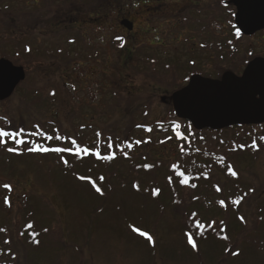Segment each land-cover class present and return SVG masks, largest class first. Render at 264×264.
<instances>
[{
	"label": "rangeland",
	"instance_id": "1",
	"mask_svg": "<svg viewBox=\"0 0 264 264\" xmlns=\"http://www.w3.org/2000/svg\"><path fill=\"white\" fill-rule=\"evenodd\" d=\"M28 1L29 6L18 10L16 15L19 22L17 26L22 27L16 31L21 29L29 33L28 37L22 36L21 43L23 46L31 45L29 40L34 37L30 33L37 27L39 31H46L41 32L38 43L58 57V69L62 66L60 58L65 60V55L59 51L60 43L65 38L63 30L70 24L67 16L75 8L66 5L65 0L43 1L45 3L33 0L35 8H31L32 0ZM79 1L89 6L88 3L93 4L96 0ZM183 4L185 8V2ZM15 5L23 7L25 3L20 0ZM180 5L181 2H168L164 9L169 14L182 7ZM5 13L4 7L0 11V59L11 55L13 48L10 26L6 22L9 18ZM167 14L160 17L161 38L165 48L152 50L155 62L151 61L150 69L139 63L140 57L133 63L135 66L131 71L125 70L120 60L117 72L109 71V74L112 73L111 78L108 76L107 79L103 75L105 70L92 72V76L97 73L96 81L90 82L88 89L86 85L85 91L70 94V98L62 103L44 101L43 96L42 100L39 98V105L32 102L30 88L36 84L39 89L48 85L62 87H57L62 99H65L63 93L66 91L58 83L53 70H44V73L39 71L38 77H35L34 65L29 60L31 54L23 52L26 82L18 93L0 103V127L9 131L19 128L30 131L38 126L46 135L56 130L67 143L50 147L67 148L71 146V140H75L79 146L91 151L99 150L102 155L109 154V151L115 152V159L103 161L92 155L76 157L67 152L29 156L31 152L27 150L28 145L18 147H24L19 150L20 154L1 149L0 191L5 189L6 197L10 200H23L29 210L15 209L9 212L0 208V228L8 221L1 234L2 241L0 239V263L264 264V148L258 146L245 155L234 156L227 153L229 146L216 144L218 138L231 142L232 138H236L231 134L219 137L207 133L202 137L194 136L193 143L189 140L182 143L176 141L174 134L159 133L157 130L160 121L172 117L173 108L168 94L185 86L191 73L187 66L191 61L198 60L197 54L186 52L191 37L186 32L191 31L190 26L188 28L183 23L178 25L177 16L173 18ZM144 15L148 16L147 13ZM22 24L30 26L31 31H24ZM219 27V24H215V35ZM80 30L75 27L70 31L78 33ZM4 38L11 40L4 45ZM217 50L215 48L214 52ZM199 56L206 59L202 58L197 64L216 76L222 54L207 55L198 51ZM77 58L72 55L70 60ZM213 62L216 67L214 71L208 67ZM47 71L50 75H47ZM128 74L132 78L127 83L122 82L116 92H112L113 86L107 87L125 81ZM164 96L168 97L167 104L162 102ZM46 108L48 112H54V118L44 117ZM148 127H151L150 132L145 130ZM137 140L141 143L136 144ZM201 141L207 142L202 144ZM108 143L113 145L111 150L107 148ZM129 143L133 144L137 155L126 148ZM122 148L128 158L121 153ZM146 155H158L164 161V167H159L157 171L156 180L160 179L157 181L159 183H149L156 169L148 172L147 168L142 167L147 161ZM64 160L68 161L67 165ZM74 160L80 161L76 163ZM220 164L232 166L238 173V183L247 187L249 195L239 209L230 208L229 201L225 202L224 214L215 217L216 201L226 197L224 186H229L230 177L233 178L227 168L219 170ZM174 165L186 175L190 174L188 185L179 184L181 189L173 199L174 207L168 206L169 199L164 202L155 200L149 204L147 198L154 194L153 191H134V182L142 185L141 190L149 184H152L153 190L163 188L159 184L167 177L168 168ZM81 176L95 180L103 194L97 193L87 180L79 179ZM100 177H104L103 181ZM208 180H216L222 191L215 195L213 190L201 192L191 186ZM5 184L11 186V191L3 187ZM200 192L203 201L202 207L198 208L195 198ZM235 192L238 193V190H230V196H235ZM37 203H40V210H30L32 206L38 208ZM32 211L31 219L25 221V215ZM241 216L245 222H241ZM197 221L204 224L205 228L197 229ZM28 225L33 227L29 229ZM134 227L151 235L153 242L134 232ZM189 232L197 243L196 249L187 243L186 233ZM224 236L228 239H223Z\"/></svg>",
	"mask_w": 264,
	"mask_h": 264
},
{
	"label": "flooded vegetation",
	"instance_id": "2",
	"mask_svg": "<svg viewBox=\"0 0 264 264\" xmlns=\"http://www.w3.org/2000/svg\"><path fill=\"white\" fill-rule=\"evenodd\" d=\"M229 1L127 0V2H120L118 0H96L93 4H90L92 2L88 3L89 6L84 1H79L80 7L73 9L67 16L68 22L70 21V24L67 25V28L70 26L68 28L69 31L67 28L63 30L64 40H66L61 41L59 49L60 54L63 53L65 55L63 56L65 60L60 58L62 60L60 65L63 67L59 66L56 69V64L59 62L56 59L58 57L52 51L43 49L38 43V37L41 32H46L39 31L37 29L39 27L30 33L34 37L33 40H29L31 45L25 46L21 43L22 36L28 37L29 34L21 31V29L16 31L21 28L20 26L17 27L16 32H8L11 39H13V48L11 55L6 57L7 59L1 58L0 60L9 61L17 68H24L23 52L31 54L29 60L30 64L34 65L35 77H38L39 71L44 73V70H53L54 75L59 80L58 83H61L66 91V93H63L65 99H62L58 89L62 87L57 86V88L48 85L46 88L39 89L36 84L30 88L32 102L35 105H39V98L42 100L43 96L44 101L62 103L63 100L70 98V94L85 91L86 85L88 89V86L90 87L89 83L96 81L97 73L92 76V72L105 70L103 75L109 79L108 76L110 77L112 74H109V71L117 72L120 60L123 62V68L131 71L135 66L133 63L136 60L138 61L137 57H140L139 63L149 66L148 69H150L152 66L151 61L155 62L153 58L155 55H152V50L165 48L162 44V28L160 24V19L167 14L164 5L168 2H181L182 5L180 6L182 7L176 10L178 12L170 11L167 15L173 18L176 15L178 25L183 23L188 28L189 26L191 28L190 32H186L191 36L189 39V50L186 52L191 55L197 54L198 60L191 61L187 66L191 69V73L185 86L188 85L191 77L195 75L213 80L221 79L226 72L242 76L250 62L258 58L264 59V29L251 36L243 34L235 24L237 10L228 3ZM183 2H185V8ZM144 13H147L148 16H145ZM70 18L79 20L75 22V20L72 21ZM215 24L220 25L217 35L214 32ZM75 27H79L81 30L77 31L78 33L73 32V34L70 30ZM237 30L240 33L239 36L236 35ZM233 39L235 41H232ZM10 40L4 38L3 44L6 45ZM215 48L218 50L214 52ZM119 51L122 52L119 53ZM198 51L207 53V55L218 52L222 54V62L219 69H217L218 73H215L216 76L209 74L197 64L198 61L205 58L203 56L198 57ZM72 55L78 58L70 60ZM234 63L238 64L234 65ZM78 64L79 66L76 67ZM212 64L214 65V62ZM212 64H209L208 67L214 71L216 67L215 65L212 66ZM42 66H44L43 69ZM49 71H47V75H50ZM130 75L126 76V80L121 78L125 81H120V83L108 81V83H116V85L109 84L107 87L113 86L114 90L112 92H116L122 82L127 83L132 78ZM25 82L26 79L18 85L14 94L18 93V90L22 88ZM35 82H37V79ZM182 88L175 89L170 93L171 95L168 94L170 96L169 102L173 104V94ZM52 93H55V95H52ZM98 93L101 94V92ZM162 102L167 104L168 97L164 96ZM44 105L47 107L46 104ZM43 114H45V118H54V112H48L47 108Z\"/></svg>",
	"mask_w": 264,
	"mask_h": 264
},
{
	"label": "water",
	"instance_id": "3",
	"mask_svg": "<svg viewBox=\"0 0 264 264\" xmlns=\"http://www.w3.org/2000/svg\"><path fill=\"white\" fill-rule=\"evenodd\" d=\"M236 8L235 24L251 36L264 29V0H230ZM24 68L0 60V102L12 97L25 81ZM179 120L195 131L220 132L237 127L264 125V59L250 62L242 76L226 72L219 80L192 76L188 85L172 96Z\"/></svg>",
	"mask_w": 264,
	"mask_h": 264
},
{
	"label": "trees",
	"instance_id": "4",
	"mask_svg": "<svg viewBox=\"0 0 264 264\" xmlns=\"http://www.w3.org/2000/svg\"><path fill=\"white\" fill-rule=\"evenodd\" d=\"M18 1H20V0H0V11H2L3 8L5 7V12H7L5 14H7V17L9 18L6 22L8 23V26H10L9 30H11V31H15L17 29V27L20 26V25L17 26V24L19 23V22H17L18 20H16L17 11L21 10L22 8L29 6V3H28L29 1L23 0L25 3V6L17 7L15 4ZM41 1L47 2L49 0H41ZM45 2H43V3H45ZM65 2L67 3L66 5H68L70 7H73V8H79L80 7L77 0L76 1L75 0L74 1L73 0H65ZM5 4H6V6H5ZM36 5H39V3H37ZM30 6H31V8H33V7L35 8V6L33 4V0L31 2ZM23 11H21V13H23ZM36 11L38 12L37 8H36ZM24 13H26V11H24ZM233 14H234V12L232 13V17H233ZM19 21H21V20H19ZM15 25H16V28H15ZM22 26H23L24 31H26V32L31 31L30 26H25L23 24H22ZM171 115H172L171 118H168L166 120H162L158 123L157 130L159 131V133H165V134L172 133V134H174V137H175L177 142L180 141V142L184 143V142L189 140L191 143H193L194 142V136L202 137V136L207 135V133L217 134L219 137L223 136L225 134L226 135L231 134L232 137L235 136L236 138L235 139L232 138L231 142H229V143H227L226 141H224L220 138L217 139L218 141L215 140V141H217L216 144H218L219 146H223V145L229 146L230 149L228 150L227 153H229L231 155L241 156L242 153H244V155H245V153L248 151L252 152L253 148L251 147V145L253 143H255L256 145L260 143V145H257V147L260 146L261 148H264V125L256 126V127H237V128L234 127V128H230V129H227L224 131H220V132H211V131L197 132L193 129V127L188 122L182 121V120H179L178 118H176L174 111H172ZM174 124H180L181 125L179 131L181 132L182 135L187 137V140H181L175 136V132L173 131V125ZM34 130H35V127H34V129H30V131H26V132L30 133ZM145 130L150 132L151 127L145 128ZM50 135L55 137L56 135H59V134L56 131H52L50 133ZM62 138L63 139H61V140L53 139L51 141H48V140L43 139L39 136H36V137L25 136V139L33 140L34 142L40 143L45 147L65 145L67 143V141L65 140L64 137H62ZM201 142H202V144H204L207 141L206 142L201 141ZM7 146H12V147L24 146L25 147V145H20V146L14 145L11 143V141H9ZM28 146L30 147L31 145H28ZM24 147H22V148H24ZM4 148L6 149V146H0V150L4 149ZM22 148H18V150H23ZM131 152L133 154L137 155V151L134 150V147L131 148ZM36 154H37L36 152H31L29 156H32V155L35 156ZM142 154H144V153H142ZM146 156H147V161H145L144 165L145 164L151 165V168L146 169L145 167H143L144 165L142 167L145 168L146 171H148V172H150V169H151V171H153L152 169L155 168L156 170L151 175L149 183L157 182L158 180H160V179L156 180L158 177L157 171L159 170L158 169L159 167H161V168L164 167V161L161 160L158 155L156 157L154 155L153 156L146 155ZM133 157H134V155H133ZM148 160H152V161H148ZM74 161L77 163L80 160H74ZM218 168H219V170H225L227 167L220 164ZM237 180H238L237 177H233V178L230 177V184L231 185L229 184V186H227V185L224 186V190H225L224 192H225L226 197L225 198H219L216 201V205H215L216 211H215V215H214L215 217H218V216L224 214L226 204H225V206H221L219 203V201L221 199H224L225 202L229 201L230 208L239 209L241 207L240 204L245 200V198L243 199V201L239 205H233L231 203V201L233 199L237 198L238 196H242L244 193H247V195H249V193L246 191L247 187L243 183H238ZM157 183H159V182H157ZM179 184H180L179 183V177L173 171V168L172 167L168 168L167 177L161 182V184H159V185H162L164 187L163 188L157 187L155 189V190H157L156 194H152L151 197L147 198V202L149 204H151L152 201H155V200L160 201V202H164L167 199H169L168 200V202H169L168 206L174 207L173 205H175V203H174L173 199H174V197H177L179 195V190L181 189V188H179V186H180ZM194 185H196V186L193 188H197V189L201 190V192L207 191V190H209V191L213 190L215 195L218 193L216 191V188L218 187L216 180L215 181H211V180L209 181L208 180V181H203V182H197V183H194ZM141 186L142 185L139 182H134V184H133L134 191L135 192L142 191V192H147V193H150L151 191H153V188L151 187L152 184H149L148 186H146L147 188L144 190H141ZM234 189L238 190V193L239 194L241 193V194L236 195L238 193L235 192V196H230V190H234ZM5 192H6L5 189H2V191H0V208H4L5 210H8L9 212H11L15 209H21L23 211L29 210V207L27 205H25L26 203L25 204L23 203V200L22 201H18L16 199L10 200L8 198V200L10 202V206H9V204H5V197L7 195V192H6V194H5ZM201 192L197 196V198H195V206H198V208L202 207L203 195ZM193 201H194V199H193ZM38 204H39L38 208H35L34 206H32V207H30V210H34V211L37 209L40 210V207H41L40 203H37V205ZM32 213H33V211L31 213H29L28 215H25L24 220L28 222L32 217L31 216ZM6 223L8 224V221H6ZM6 223L0 229H4V231H5V227L7 226ZM4 231H0L1 241L3 239V236H1V234H3ZM0 264H4V262H1Z\"/></svg>",
	"mask_w": 264,
	"mask_h": 264
},
{
	"label": "snow or ice",
	"instance_id": "5",
	"mask_svg": "<svg viewBox=\"0 0 264 264\" xmlns=\"http://www.w3.org/2000/svg\"><path fill=\"white\" fill-rule=\"evenodd\" d=\"M237 36L240 35L239 31L237 30L236 33ZM52 95H55V93H52ZM181 125L180 124H174L173 125V131L175 132V136L178 139L181 140H187V137L182 135L181 132L179 131ZM97 135L99 136L100 134L97 133ZM25 136L28 137H36L39 136L43 139H46L48 141H51L53 139L56 140H61L63 139L61 136L56 135L55 137L52 135H46L43 131H41L39 129V127L37 126L36 129L30 133H27L25 129L23 128H19L16 130H6L3 127H0V146H6V150L9 153H16V154H20L18 147H12V146H7L9 141H11L12 144L20 146V145H31L30 147L27 148V150L29 152H36V153H49V152H53V153H57V154H62V153H69L70 155H74L76 157H81L82 154L84 155H92L95 156L97 159L103 160V161H111L113 159H115V152H111L109 151V154L106 155H102L101 152L99 150H95V151H91L89 148L87 147H81L77 144V142L75 140H71V146L70 147H45L40 143H36L33 140L30 139H25ZM136 144H140L141 141L137 140L135 141ZM133 147L132 143H129L126 145L127 149H131ZM252 148H256L257 145L255 143H253L251 145ZM107 148L109 150H111L113 148L112 143H108ZM73 149H75L73 151ZM181 150L183 151V147L181 148ZM121 153L125 156V158H128V154L127 152L122 148ZM65 165L68 164L67 160L63 161ZM221 162L223 163V159L221 158ZM143 167L145 168H151V165L145 164ZM173 171L176 173V175L179 177V183L182 185H188L189 184V180H190V174L186 175L183 171L179 170L178 166H173ZM227 172L229 175H231L232 177H238V173L232 168L231 165L227 166ZM79 179L81 180H87V182L95 189V191L99 194H103L101 187H99L97 185V182L95 180H93L91 177H79ZM101 181H103L104 177H100L99 178ZM171 179V178H170ZM192 187H195L196 185L192 184ZM4 188L8 189L9 191H11V186L8 184L3 185ZM217 192H221V188L217 187L216 188ZM250 191H254V190H250ZM154 194H156L157 190H153ZM247 196V193H244L242 196H238L237 198L233 199L231 201V203L233 205H239L243 199ZM221 206H225V200L221 199L219 201ZM5 204H9L10 206V202L8 200L7 197H5ZM239 219L241 220V222H245L244 217H239ZM33 226L32 225H28V228L31 229ZM195 227L197 229H204L205 225L198 222L196 223ZM134 232H137L140 236L144 237L147 241H149L150 243L153 242V237L151 235H149L148 233H146L145 231H142L138 228H133L132 229ZM0 231H4V229H0ZM221 231H223V229H221ZM23 234V233H22ZM203 234V233H201ZM187 236V243L189 245H191V247L193 249L197 248V243L194 241L193 238V234L192 233H186ZM223 239H228L227 236L222 237ZM7 243V241H6ZM233 255H238V253L236 252H232Z\"/></svg>",
	"mask_w": 264,
	"mask_h": 264
}]
</instances>
